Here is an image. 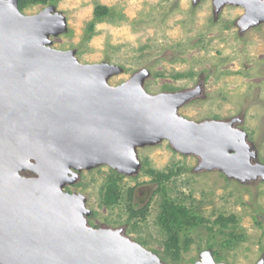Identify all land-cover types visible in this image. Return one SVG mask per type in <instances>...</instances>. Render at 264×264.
Listing matches in <instances>:
<instances>
[{
	"label": "water",
	"instance_id": "obj_1",
	"mask_svg": "<svg viewBox=\"0 0 264 264\" xmlns=\"http://www.w3.org/2000/svg\"><path fill=\"white\" fill-rule=\"evenodd\" d=\"M212 2L216 11L242 6V31L264 22V0ZM65 30L54 5L27 15L18 0H0V264H167L121 229L90 226L84 197L64 186L100 165L134 175L137 149L163 140L197 157L196 169L238 182L264 179V164L237 118L179 114L199 86L151 94L145 69L113 86L120 66L81 63L75 50L51 47L50 37ZM26 169L36 176H21ZM194 264L226 263L208 249Z\"/></svg>",
	"mask_w": 264,
	"mask_h": 264
},
{
	"label": "rangeland",
	"instance_id": "obj_2",
	"mask_svg": "<svg viewBox=\"0 0 264 264\" xmlns=\"http://www.w3.org/2000/svg\"><path fill=\"white\" fill-rule=\"evenodd\" d=\"M21 3L19 10L27 15L48 5L61 11L66 30L50 37L51 47L75 50L81 63L120 66L122 72L108 80L113 86L142 69L148 71L144 88L151 94L199 86L179 114L196 122L237 118L235 126L257 152L255 161L264 164V22L240 33L242 8L225 5L215 12L212 0ZM96 5L108 10L99 19ZM137 156L134 175L100 165L78 171L64 186L84 197L90 226L121 229L167 264H194L208 249L226 264L264 259V179L238 182L218 170L196 169L197 157L174 150L166 140L139 147ZM149 170L170 175L158 178ZM110 189L117 200L107 204ZM169 206L175 218L165 226L159 217ZM171 228L178 239L167 247Z\"/></svg>",
	"mask_w": 264,
	"mask_h": 264
},
{
	"label": "trees",
	"instance_id": "obj_3",
	"mask_svg": "<svg viewBox=\"0 0 264 264\" xmlns=\"http://www.w3.org/2000/svg\"><path fill=\"white\" fill-rule=\"evenodd\" d=\"M21 1L22 0H19V7L22 5V3H21ZM18 7V8H19ZM107 7L106 6H103V5H96L95 6V8H94V15H95V17L97 18V19H99V18H101V17H103V16H105L106 14H107ZM93 25H94V23L93 22H91V24H90V27L92 28L93 27ZM149 173L150 174H152V175H156L158 178H163V177H169V175L170 174H164V173H155L154 171H152V170H149ZM117 174V173H116ZM110 190H112V189H110ZM114 191L116 190V188H114L113 189ZM111 191L109 194H110V196L112 197V200H109V199H106V203L107 204H111V203H114L116 200H117V197H116V193L114 192V191ZM178 207L179 208H181L182 206H181V204H179L178 206H177V209H178ZM173 208H174V206H169V208L167 209V211H166V209H165V207H164V211L165 212H163V213H161V215H160V217H159V219H161L160 220V222L162 223V224H164L165 226H167L168 225V219H174L175 218V215H173V212H172V210H173ZM182 210V209H181ZM185 211V210H184ZM173 222V221H172ZM173 223H176V222H173ZM169 232H171V236H170V240H168L167 242H166V246L167 247H170L171 245L172 246H174L173 244V242H177V236H176V233L175 232H173V228H171V229H169L168 230ZM172 256H173V254H172ZM177 256V255H176ZM162 260V259H161Z\"/></svg>",
	"mask_w": 264,
	"mask_h": 264
},
{
	"label": "flooded vegetation",
	"instance_id": "obj_4",
	"mask_svg": "<svg viewBox=\"0 0 264 264\" xmlns=\"http://www.w3.org/2000/svg\"><path fill=\"white\" fill-rule=\"evenodd\" d=\"M226 5H228V4H226ZM223 6H225V5H223ZM223 6H221V7H223ZM232 6H239V7H241L242 10H243V13H244V8H243L242 6H240V5H232ZM221 7H220V8H221ZM220 8L218 9V11L220 10ZM218 11L215 10V12H218ZM243 13H242V14H243ZM242 14H241V15H242ZM241 15H240V16H241ZM240 16L238 17L236 23H237V26L239 27V29H240V33H241V32H242L241 27L238 25V22H239V20H240V19H239ZM25 172L31 173V175H26V174H24ZM19 174H20L21 176L23 175V176H25V177H35V176H36V173H35L34 171L30 170V169L22 170V171L19 172ZM64 190L67 191L66 189H64ZM67 192H68V191H67ZM69 193H70V192H69Z\"/></svg>",
	"mask_w": 264,
	"mask_h": 264
}]
</instances>
